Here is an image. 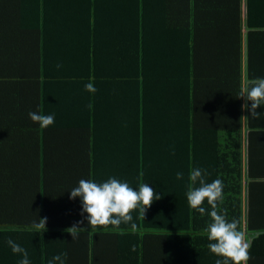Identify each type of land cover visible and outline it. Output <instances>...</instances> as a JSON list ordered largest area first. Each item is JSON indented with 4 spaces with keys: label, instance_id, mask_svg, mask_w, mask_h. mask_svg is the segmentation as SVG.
I'll use <instances>...</instances> for the list:
<instances>
[{
    "label": "trees",
    "instance_id": "trees-1",
    "mask_svg": "<svg viewBox=\"0 0 264 264\" xmlns=\"http://www.w3.org/2000/svg\"><path fill=\"white\" fill-rule=\"evenodd\" d=\"M242 2L0 0V264L22 258L8 239L27 250L31 264L64 252L66 264H206L210 241L202 233L210 217L193 210L185 195L197 167L206 170L207 182L223 181L218 210L244 230V130L251 144L261 141L256 132L264 120L247 111L243 116L239 98L245 83ZM246 22L255 30L247 39V76L255 79L253 66L263 65L264 0H247ZM7 26L15 27L6 33ZM210 44L221 55L218 65L231 60L225 69H207ZM55 49L61 61L49 53ZM27 55L42 72L37 78L21 72ZM88 82L94 94L85 91ZM218 91L228 107L220 121L221 104L213 102ZM30 95H37L32 112H68L61 124L41 129L31 121ZM79 167H87V176L68 178ZM252 168L249 163L254 177ZM141 172L161 196L144 221L133 210L135 231L121 224L124 235L112 226L92 232L69 191L81 179L109 177L138 189ZM18 200L28 208L20 211ZM202 206L211 211L206 200ZM250 211L247 264H264V211ZM43 212L47 230L40 234L32 224ZM82 219L86 231L72 240L65 229ZM212 257L215 264L219 257Z\"/></svg>",
    "mask_w": 264,
    "mask_h": 264
},
{
    "label": "clouds",
    "instance_id": "clouds-1",
    "mask_svg": "<svg viewBox=\"0 0 264 264\" xmlns=\"http://www.w3.org/2000/svg\"><path fill=\"white\" fill-rule=\"evenodd\" d=\"M60 67V65H57ZM85 91L95 93L97 89L94 84L88 82L84 85ZM239 98H243L245 103L242 109H248L252 119H258L261 113L256 109L264 105V78L246 80L242 87ZM250 102V107L248 105ZM89 109L93 107L90 103ZM31 121L37 123L41 129L47 128L55 123L54 114H44L42 111L29 112ZM247 118V117H245ZM206 170L193 168L188 176L189 184L186 186V199L189 206L199 212L202 216L207 214L210 222L206 225L202 235H206L210 243L207 245L209 251L219 257L215 264H247L251 259L250 242L246 238V233L240 227V222L233 218L229 221L225 213L218 210V203L223 200L224 184L221 179L212 182L206 181ZM143 172L139 174L140 183L138 189H134L127 181L109 177L106 181L96 182L92 179H81L78 185L69 191V199L79 198L82 205L81 215L85 213L87 227L92 232L99 227L107 228L112 226L118 230L119 235L125 232L120 230L121 224H130L135 231L137 224L133 222L131 215L133 210H138V219H145L147 210L155 200L161 196L148 183L143 182ZM176 179H183V173L177 172ZM205 200L210 206L208 212L204 204ZM47 217L39 218L34 221L32 228L43 233L46 229ZM84 220L75 222L65 231L73 239L78 238L80 232L86 231L82 227ZM7 244L12 253L21 255L18 264H31L28 252L14 240L8 239ZM67 253H60L54 256L47 264H66Z\"/></svg>",
    "mask_w": 264,
    "mask_h": 264
},
{
    "label": "crops",
    "instance_id": "crops-1",
    "mask_svg": "<svg viewBox=\"0 0 264 264\" xmlns=\"http://www.w3.org/2000/svg\"><path fill=\"white\" fill-rule=\"evenodd\" d=\"M11 5L7 4L6 9H8L7 6ZM2 7V8H4ZM1 8V9H2ZM42 12H43V3H42ZM242 19H243V30L241 31V34L243 35V69H244V81L246 80H250L247 76L248 74V36H250V33L252 31L255 30H249L247 27V0H243L242 2ZM15 26H7L5 32L9 33V29L13 28ZM17 39H14L13 41H16ZM6 43H11V36H6ZM52 54L53 57H56L58 60L61 61V50H53L52 52H49ZM205 56V62L204 63H208L211 64V66L207 67V69L212 72V66L213 68L218 67L220 65H218V62L221 58V55L218 52H215L214 49L212 48V45L210 44L209 49L207 50V52L204 54ZM26 66L24 69H21V72L24 71L28 76L32 77V78H37L40 73H42L38 66L34 65V55H27L26 56ZM259 60L262 62V67H257V66H253L254 71L256 72V74L259 76V78H264V49L260 50V55H259ZM42 61V59H41ZM231 61L228 58H222V62H224L223 64H221V68L225 69L226 66V62ZM203 63V64H204ZM218 65V66H217ZM217 72H219L217 70ZM214 76V75H213ZM218 76V75H217ZM217 80V79H215ZM245 84V83H244ZM32 85L33 83H29V86L27 87V90L31 91L32 90ZM203 89V88H202ZM32 94H34L33 92H31ZM211 93H213V90L211 91ZM220 93L219 91L216 93V95L213 96V98H215L213 100V102H217L218 104H221L220 106V112L218 113V120L220 121V118L223 113H225L228 109V107H225V103L223 100V96L220 95L218 96L217 94ZM29 108L31 111V104L32 102H34V105L37 107V95L35 97H32L30 95L29 97ZM243 103H245V100L243 99ZM248 105L250 107V102H248ZM38 108V107H37ZM50 110V109H47ZM247 113H249L248 109H243L244 115ZM256 111L258 113H261L259 119L264 120V105H261V107H258L256 109ZM32 112V111H31ZM43 112V111H42ZM44 113V112H43ZM68 112H59V111H52L51 114L55 115V121L56 123L61 124V119H65L64 116L65 114ZM38 126V125H37ZM36 126V127H37ZM260 136H258L259 138H261V141H256L253 144H251L247 137L249 134L248 130H244L246 137L244 138V143H243V166H244V171H245V175L244 176V180H243V195H242V200H243V208H244V212H245V219H244V231L246 233V238L248 239L249 237L247 236L248 231V224L251 223L250 222V218H251V206L254 207V209H258L264 211V128L262 129H258L257 130ZM54 144H61V140H56L53 142ZM27 144V143H25ZM16 145V144H15ZM14 145V146H15ZM66 151V150H64ZM251 151V152H250ZM17 152V151H16ZM15 152V154H16ZM63 152L61 151V154ZM249 159H256V161L258 162L257 165L255 166L254 164H252ZM249 163L252 165V169H254V177H251V174L249 173ZM30 167H32V163H31V159H30ZM7 170V169H5ZM2 170V171H5ZM87 167H79L77 170H74L73 173L68 174V178L71 175H74L75 178L79 179V177H84L87 176ZM251 172V170H250ZM254 190L253 193H250V191ZM19 202V206H20V211H23V209L28 208V204H26V201L23 202V204L20 202V200H18ZM257 205V206H256ZM47 207V206H45ZM55 208H57V206H54ZM258 207V208H257ZM60 208V207H59ZM59 208L57 209V212L59 211ZM51 211H53L52 209H49ZM45 215V212L42 213V217ZM59 219V217L56 215L55 217ZM264 222V218L262 220ZM249 242L251 243V240L248 239ZM205 254H209L207 256L208 259L206 261H204V263L206 264H214L213 263V257L214 254L212 253H205Z\"/></svg>",
    "mask_w": 264,
    "mask_h": 264
}]
</instances>
